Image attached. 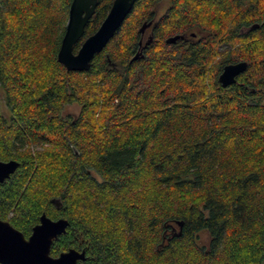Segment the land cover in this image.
Wrapping results in <instances>:
<instances>
[{"label":"trees","instance_id":"16d2710c","mask_svg":"<svg viewBox=\"0 0 264 264\" xmlns=\"http://www.w3.org/2000/svg\"><path fill=\"white\" fill-rule=\"evenodd\" d=\"M69 1L0 0V219L65 218L49 253L76 264H264V0H134L81 70L56 58Z\"/></svg>","mask_w":264,"mask_h":264},{"label":"water","instance_id":"95a60500","mask_svg":"<svg viewBox=\"0 0 264 264\" xmlns=\"http://www.w3.org/2000/svg\"><path fill=\"white\" fill-rule=\"evenodd\" d=\"M134 0H111V3L90 34L86 35L75 51L73 43L82 35L84 25L92 14L96 0H70L64 29L56 51L57 60L66 69L81 70L88 67L95 52H98L118 28L125 15L130 11ZM256 25V24H255ZM144 24L140 26L142 28ZM193 34V33H191ZM184 37L174 34L165 39L167 42ZM132 57H135L133 55ZM246 62L238 60L222 65L217 80L221 85L234 81L235 76L245 68ZM16 160H0V182L15 169ZM58 206L57 198H51ZM180 223V221H177ZM67 220L62 217L50 218L44 213L31 226L29 234L24 236L6 220L0 219V263L1 264H76L84 258L83 250L69 247L53 256L49 253L52 238L64 231Z\"/></svg>","mask_w":264,"mask_h":264},{"label":"rangeland","instance_id":"374dc122","mask_svg":"<svg viewBox=\"0 0 264 264\" xmlns=\"http://www.w3.org/2000/svg\"><path fill=\"white\" fill-rule=\"evenodd\" d=\"M166 5V2L165 1H162L160 3H158V5H156L155 7V11H156V15L162 13L164 7ZM223 45V44H221ZM218 47V46H217ZM225 46H221V49H224ZM218 49V48H217ZM215 58H218V55H216ZM263 102H264V96H263ZM0 110L2 112V114L4 116H8V111H7V108L4 104V100H3V96H2V92L0 91ZM79 111V105L75 102H72V103H68V104H65L61 110V113L63 115H69L70 117L72 116H75ZM198 242L199 243H204L205 241V234L203 232H200L198 234Z\"/></svg>","mask_w":264,"mask_h":264},{"label":"flooded vegetation","instance_id":"af4514ba","mask_svg":"<svg viewBox=\"0 0 264 264\" xmlns=\"http://www.w3.org/2000/svg\"><path fill=\"white\" fill-rule=\"evenodd\" d=\"M140 29V33H141V38L143 37V35H147L148 34V32L150 31L149 29H150V24L149 23H147V24H144V26L142 27V28H139ZM192 33V32H191ZM189 34V35H191V36H194L193 34ZM188 36H187V34L185 35L184 34V38H187ZM190 37V36H189ZM140 41H138V43H139Z\"/></svg>","mask_w":264,"mask_h":264}]
</instances>
